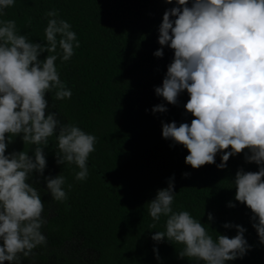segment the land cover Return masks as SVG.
I'll return each mask as SVG.
<instances>
[{"label": "trees", "instance_id": "1", "mask_svg": "<svg viewBox=\"0 0 264 264\" xmlns=\"http://www.w3.org/2000/svg\"><path fill=\"white\" fill-rule=\"evenodd\" d=\"M176 6L175 0L172 4L166 0H14L0 14V21H15L17 33L30 42L46 44V13L56 11V19L71 25L80 44L65 62L59 58V45L52 53L58 55L57 71L71 98L55 100L54 93L45 98L63 124L71 123L96 137L95 151L87 161L88 176L76 180L80 169L75 164H57L54 135L47 146L41 145L47 160L43 176L34 172L30 178L44 203L43 245L52 254L77 250L93 264H203L179 258L182 245L151 238L165 231L166 218L153 221L147 204L174 177L173 211H188L213 240L237 235L235 227L225 228V224L246 229L250 250L226 264H264V244L253 227V214L235 200L236 173L259 171V165L246 161L248 150L230 157L224 169L217 167L224 153L216 155L214 164L193 169L185 162L188 150L162 136L163 123L190 125L194 119L184 107L190 99L186 91L177 105L155 93L174 59L168 46L163 47L162 58L154 55L162 47L159 27L165 11ZM47 55L42 53L39 59ZM161 104L168 111L154 114L152 109ZM34 148L29 145L33 157ZM61 174L67 199L58 202L47 190L46 178Z\"/></svg>", "mask_w": 264, "mask_h": 264}, {"label": "clouds", "instance_id": "2", "mask_svg": "<svg viewBox=\"0 0 264 264\" xmlns=\"http://www.w3.org/2000/svg\"><path fill=\"white\" fill-rule=\"evenodd\" d=\"M175 3L178 6L163 15L158 38L162 47L154 53L162 58L163 47L168 46L174 59L155 93L177 105L179 95L186 91L190 99L184 107L194 119L190 125L163 123L162 136L188 150L185 162L193 169L214 164L218 153L224 154L217 167L224 169L230 157L248 150L246 161L259 165V171L240 169L236 173L235 200L251 210L253 227L264 244V0H191V6L190 0ZM13 4L14 0H0V14ZM57 15L56 11L46 13V44L30 42L18 34L15 21H0V264H21L22 258L32 256L34 249L46 243L41 232L46 223L44 203L37 188L28 182L34 172L43 176L46 169L45 147L41 145L47 146L55 135L56 162L75 164L80 169L76 180L87 178V161L95 151L94 135L61 123L56 113L46 115L47 93H54L55 100L72 96L57 71L58 55L52 53L59 45V58L65 62L73 56L74 47H80L71 25L56 19ZM45 52L48 55L41 61ZM167 111L163 104L152 109L154 114ZM21 134L25 145L35 146L34 157L25 150L6 155L13 137ZM46 183L53 200L67 199L62 174L47 177ZM174 187L173 177L147 204L153 221L166 218L165 231L156 232L153 241L161 243L167 238L183 246L179 258L203 264H226L247 254L251 246L242 226L225 224V228L235 227L237 235H219L213 240L188 211H173ZM208 219H213L211 214ZM154 252L159 260L158 249Z\"/></svg>", "mask_w": 264, "mask_h": 264}, {"label": "rangeland", "instance_id": "3", "mask_svg": "<svg viewBox=\"0 0 264 264\" xmlns=\"http://www.w3.org/2000/svg\"><path fill=\"white\" fill-rule=\"evenodd\" d=\"M48 113H53L50 107L46 110V115ZM24 150L29 151V145L25 146L21 134V136L13 137V142L8 145L6 155H10L12 152H20ZM28 182L30 184L32 183L30 180ZM2 243V240H0V245H2ZM5 264H9V262L6 261ZM21 264H93V259L89 258L83 252H78L77 250H68L65 252L61 251L59 254H52L44 247V245H40L33 250L32 256L22 258Z\"/></svg>", "mask_w": 264, "mask_h": 264}]
</instances>
